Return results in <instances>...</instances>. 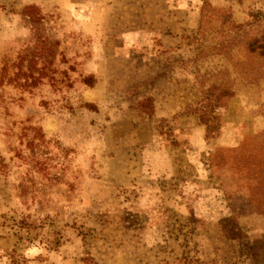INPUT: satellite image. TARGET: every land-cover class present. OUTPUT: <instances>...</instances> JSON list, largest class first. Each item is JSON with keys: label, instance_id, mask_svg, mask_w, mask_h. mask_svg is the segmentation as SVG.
Here are the masks:
<instances>
[{"label": "rangeland", "instance_id": "obj_1", "mask_svg": "<svg viewBox=\"0 0 264 264\" xmlns=\"http://www.w3.org/2000/svg\"><path fill=\"white\" fill-rule=\"evenodd\" d=\"M0 264H264V0H0Z\"/></svg>", "mask_w": 264, "mask_h": 264}, {"label": "trees", "instance_id": "obj_2", "mask_svg": "<svg viewBox=\"0 0 264 264\" xmlns=\"http://www.w3.org/2000/svg\"><path fill=\"white\" fill-rule=\"evenodd\" d=\"M23 75L26 78L24 79L25 80L24 86L33 84V82L37 80L36 78L33 77L34 79H31L32 80L31 81L29 80L31 76H29L26 73H24ZM227 98H228L227 94H223V93H220V95L215 98L213 97L212 94L206 93L202 98V100L197 104L196 109L194 110V113L200 117V121L202 122V124L206 125L207 138L209 139L216 137L220 131L221 128L220 115L217 111V108L221 107L223 104L222 101H224Z\"/></svg>", "mask_w": 264, "mask_h": 264}]
</instances>
